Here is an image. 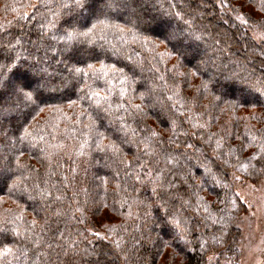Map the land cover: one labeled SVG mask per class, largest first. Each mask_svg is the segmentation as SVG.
<instances>
[{
  "label": "trees",
  "instance_id": "16d2710c",
  "mask_svg": "<svg viewBox=\"0 0 264 264\" xmlns=\"http://www.w3.org/2000/svg\"><path fill=\"white\" fill-rule=\"evenodd\" d=\"M64 2L0 0V71L40 91L34 104L0 92V168L22 177L0 181V251L12 249L0 264L237 258L246 205L234 177H264L255 161L240 167L264 151V40L252 33L264 32V0H124L93 43L69 48L49 29H63Z\"/></svg>",
  "mask_w": 264,
  "mask_h": 264
},
{
  "label": "snow or ice",
  "instance_id": "6c2138e0",
  "mask_svg": "<svg viewBox=\"0 0 264 264\" xmlns=\"http://www.w3.org/2000/svg\"><path fill=\"white\" fill-rule=\"evenodd\" d=\"M124 0H65V2L61 5V7L64 9L63 13H57L55 15H63L66 18L63 21L64 27L61 30L57 27V21H50L49 22V29L53 30L51 34V39L57 42H63L65 48H69L77 43L81 42H87L89 44L93 43V37L95 36V32L97 29V24H102L105 27L108 26V20L109 17L107 15L106 9L112 10L120 6L121 3H123ZM88 14L92 18L95 19L96 22L94 23H84L81 24L79 21V17ZM179 15V14H177ZM104 17L101 19V17ZM187 23V22H186ZM10 65L13 69L19 67L23 61L21 60L19 54H17L14 57H9ZM7 67V66H6ZM88 69H93L92 64L87 65ZM69 72L75 74L76 76L83 75L87 77L88 73L84 70V68L73 65L69 68ZM104 75H107V72L104 73ZM181 75H183L181 73ZM124 83V81H122ZM4 89H7L10 94H15L18 97H22L26 103H36V101L40 98V91L38 88L33 87L32 83L25 82V80H13L11 78V74H9L7 77H5V74L3 71H0V92H2ZM127 92L126 88H122L120 92V97L123 99ZM86 98L96 106L101 107L102 105H107L109 108L112 107V102L109 95L102 96L99 91H92L89 90V94L86 96ZM43 102V101H41ZM74 103V102H72ZM124 105L122 103L117 104V108H123ZM137 109H139V105H135ZM10 108L5 105H0V112L3 111H9ZM30 135V133L27 131V129H24V131L21 133V135L18 137L20 141H24L27 139V137ZM153 135H156L153 133ZM255 140V137L252 138ZM23 155V153H21ZM247 163L241 164L240 167L247 171L249 166H251L253 169L255 168V164L261 165V173L264 174V151L261 152L259 157L256 154H253L252 156L246 158ZM255 161V164L252 162ZM22 167L19 163H17L16 168L19 169ZM250 175L252 173H249ZM14 173L12 172L11 167L7 168H0V181L7 184L8 181H11V187H16L20 182L22 177L16 176L13 178ZM235 179L239 180L240 177L236 176ZM155 191V190H154ZM237 197H239V194H237ZM59 199V198H57ZM17 219H20V217H17ZM176 225H179V221H174ZM4 223L6 225H11L12 227L9 229L8 227H5L2 231L7 232L11 231L13 235L20 236L21 233L18 229V227L15 224L14 220H5ZM99 223L102 226H107L109 228V231H111V225H105V222L103 219L99 221ZM214 223H220V221H215ZM32 224L35 226L36 221L33 220ZM95 235L99 236V233H95ZM181 240H184L185 243H188L186 236L184 234H181L180 236ZM206 241L200 243V248L203 249L205 247ZM117 247L119 245L117 244ZM12 252L11 248L5 247L3 251H0V256H6ZM212 257H209V262L212 260Z\"/></svg>",
  "mask_w": 264,
  "mask_h": 264
},
{
  "label": "rangeland",
  "instance_id": "374dc122",
  "mask_svg": "<svg viewBox=\"0 0 264 264\" xmlns=\"http://www.w3.org/2000/svg\"><path fill=\"white\" fill-rule=\"evenodd\" d=\"M240 19L245 21L242 17ZM252 33L257 40H264L261 29L254 28ZM236 176L240 179L234 177V190L246 205V211L239 220V256L230 258L213 253L208 256V262L209 257H212L209 264H264V177L255 182L240 175ZM98 233L104 235L105 232L100 230Z\"/></svg>",
  "mask_w": 264,
  "mask_h": 264
}]
</instances>
